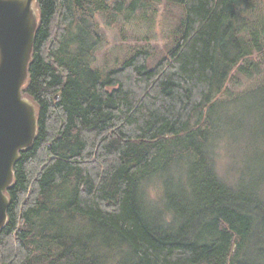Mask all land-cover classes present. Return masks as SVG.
Here are the masks:
<instances>
[{
    "label": "trees",
    "instance_id": "1",
    "mask_svg": "<svg viewBox=\"0 0 264 264\" xmlns=\"http://www.w3.org/2000/svg\"><path fill=\"white\" fill-rule=\"evenodd\" d=\"M149 1H36L23 93L38 129L6 190L0 264H264V158L221 173L240 120L214 115L253 100L264 150V80L227 86L261 71L264 0H167L183 10L168 54L148 67L138 49L103 73L96 14L114 24Z\"/></svg>",
    "mask_w": 264,
    "mask_h": 264
},
{
    "label": "rangeland",
    "instance_id": "2",
    "mask_svg": "<svg viewBox=\"0 0 264 264\" xmlns=\"http://www.w3.org/2000/svg\"><path fill=\"white\" fill-rule=\"evenodd\" d=\"M182 17V8L167 0H150L143 11H138L127 20L121 14L116 17L114 24H107L104 15L97 13L96 19L102 41L96 48L93 65L106 73L118 68L135 50L146 49L150 54L148 67H153L174 46L175 39L179 37L176 31ZM258 63L261 69L259 74L249 78L237 73L239 85L233 83L227 85L234 94L252 88L256 82L264 80V59L258 60ZM256 106L253 100L245 98L226 107L214 109V115L219 120L222 118L220 121L222 123L227 119L240 120L235 125L227 127L231 129V138L228 139L226 147L221 145L218 150L217 166L221 173L228 168L229 173L232 174L235 164L249 165L257 162L261 157L264 158L263 148L251 143L254 138L253 133L257 129V124L251 119ZM156 180L153 179L154 182ZM152 186L155 187L151 188L149 196L152 199L157 196L159 198L161 194L158 185L155 183Z\"/></svg>",
    "mask_w": 264,
    "mask_h": 264
},
{
    "label": "water",
    "instance_id": "3",
    "mask_svg": "<svg viewBox=\"0 0 264 264\" xmlns=\"http://www.w3.org/2000/svg\"><path fill=\"white\" fill-rule=\"evenodd\" d=\"M36 1L0 0V230L7 222L13 167L38 129L36 104L23 93L39 24Z\"/></svg>",
    "mask_w": 264,
    "mask_h": 264
}]
</instances>
